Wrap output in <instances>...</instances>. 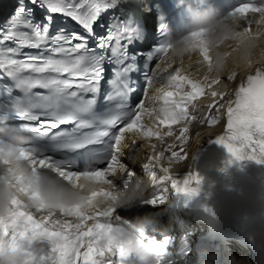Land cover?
<instances>
[{
  "label": "snow or ice",
  "instance_id": "1",
  "mask_svg": "<svg viewBox=\"0 0 264 264\" xmlns=\"http://www.w3.org/2000/svg\"><path fill=\"white\" fill-rule=\"evenodd\" d=\"M119 6L120 0H88L84 11L81 4L72 0H16L13 13L0 28V80L9 78L12 81L11 87L0 85V148L11 146L14 137L21 136L24 139L19 151L27 156L34 172L47 170L68 182L85 173L111 180L115 171L124 165L126 175L115 182L114 187H118L127 185L126 176L130 178L137 174L123 162L124 150L131 151L137 141H147L150 152L141 153L137 161L139 163L146 155L142 174L147 169V174L153 177V184L170 180L177 191L193 195L196 189L189 184L195 176L186 178L182 186L177 187V181L168 175L165 160L170 165L186 158L182 147L176 150V142L183 145L187 141V125L196 120L200 112L206 111L214 114L205 115L200 123L212 126L224 121L223 132L215 137V143L222 144L236 160L247 158L264 163V67L251 68L235 88L234 98L228 99L226 92L211 91V102L206 107H198L197 101L220 82V75L210 79V75L205 74L201 80L194 79L189 72L193 64L197 69L205 62L210 64L208 50L201 49L200 62L187 57V65L185 57L165 58L170 41L156 43L150 51H130L136 44L144 42L147 33L141 39L136 21L122 11L110 16L106 27L100 24L105 29L104 34H96L94 23L102 14ZM37 9H46L49 15L36 20ZM136 11L142 27L146 29V18L153 14ZM51 14L70 17L86 35L66 32L64 28L51 34ZM252 14H259L264 19V6L241 3L229 18H238L240 27L247 34L252 31ZM90 39L94 41L92 46L89 45ZM9 42L13 46H8ZM24 49L39 51L32 54ZM141 59L145 61L143 71L138 64ZM153 59L159 61L155 67L149 63ZM106 64L112 67L111 77L106 81L110 91L104 99L117 103L103 117L94 116L92 120H86L83 117L92 115L101 82L105 80ZM134 73L139 74V80L133 79ZM235 76L233 71L227 79L234 80ZM141 86L143 94L132 106L129 96ZM37 88L46 90V94L34 93L33 89ZM14 89L20 90L22 97L13 95ZM88 94H91L90 98ZM16 121L25 123L17 125ZM93 124L98 125L97 131L77 135L79 130ZM62 125L74 127L68 133L53 132ZM177 125L180 126L178 135L174 132ZM24 133L31 134V137ZM173 136L175 140L162 149H157L156 143L152 142L163 144L166 137ZM126 138L131 141L127 148L124 147ZM40 139H47L48 144L40 145ZM99 144L104 145L102 149L88 147ZM82 149L86 151L75 158H55V155L47 154L72 153ZM169 152L171 154L166 155ZM158 202L155 199L149 201L151 204ZM111 215L114 211L85 218L91 227H85L74 242L65 241L53 231L51 220L29 221L25 227L33 235H46L51 241L49 257L44 258L49 264H98L96 257L105 249L112 248L104 240V232L111 224V221L104 224V218Z\"/></svg>",
  "mask_w": 264,
  "mask_h": 264
},
{
  "label": "clouds",
  "instance_id": "2",
  "mask_svg": "<svg viewBox=\"0 0 264 264\" xmlns=\"http://www.w3.org/2000/svg\"><path fill=\"white\" fill-rule=\"evenodd\" d=\"M177 3L184 13L183 29L169 36L171 46L166 59L191 57L200 62L201 49L205 48L211 57L210 64L205 62L201 67L206 74L219 75L229 60L247 67L254 64L264 67V19L252 14L255 27L252 25L251 33L245 34L238 18L222 19L210 0H177ZM257 50L259 56L254 59ZM23 139L15 136L11 146L0 148V264H49L44 259L49 254H37L32 244L43 239L52 246L51 241L46 235H33L25 227L29 221L51 220L53 231L65 241L74 242L85 227H91L85 218L143 206L154 182L150 174H133L130 178L126 176V186L114 187L115 182L126 175L124 165L115 171L111 180L85 173L68 182L47 170L34 172L27 156L19 151ZM165 166L168 175L174 176L178 172L176 163L169 165L165 160ZM166 203L168 201H161V204ZM157 215L145 212L130 219L106 216L104 224L111 221L104 232L106 244L115 247L123 259L134 254V264H158L157 247L143 243L139 238L141 230L154 226ZM112 225H119L122 231L114 234Z\"/></svg>",
  "mask_w": 264,
  "mask_h": 264
},
{
  "label": "bare ground",
  "instance_id": "3",
  "mask_svg": "<svg viewBox=\"0 0 264 264\" xmlns=\"http://www.w3.org/2000/svg\"><path fill=\"white\" fill-rule=\"evenodd\" d=\"M253 27H255L253 25ZM259 56V50H257L255 53H254V56L253 58H257ZM193 61H194V58H192ZM188 58L185 57L184 58V63L185 65L188 64ZM176 65H174L175 67ZM230 66L232 68H234V70L237 72H239V70L241 71V69H243L244 65L242 64H237V63H233L231 60H229L227 62V65L226 67L224 68V70L221 72V73H224V71L226 70V68ZM189 72L191 73H194L196 75H205V70L203 68H199L197 69V66L195 64H193V66L189 69ZM210 75V74H209ZM213 128L211 127H204V125H201V124H195L192 128H191V131L189 132V134H193L192 136H188V139L187 141L184 143V145L186 146L185 147V150L189 151V152H192L195 148V146L198 144L199 140L202 139L205 135H207L208 133L212 132ZM195 132V134H194ZM197 133V134H196ZM128 140V141H127ZM125 141V143L127 144H131V141L129 139H127ZM133 150L136 152V156L134 157H131L130 159H125V161L135 169V171L139 172V169L137 168V161H138V158L140 157V154L141 153H144V152H150V149L148 148V142L147 141H137V145L132 147ZM157 149H159V147H157ZM128 149H125V151H127ZM167 155V154H166ZM126 156V154H125ZM177 164V163H176ZM140 175V174H139ZM148 204V203H147ZM145 209H148V208H145ZM130 215H134L132 213H129Z\"/></svg>",
  "mask_w": 264,
  "mask_h": 264
}]
</instances>
